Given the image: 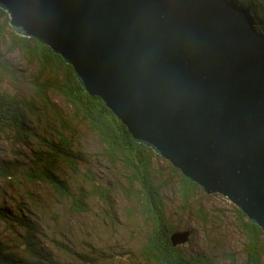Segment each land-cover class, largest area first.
Segmentation results:
<instances>
[{
	"label": "water",
	"instance_id": "95a60500",
	"mask_svg": "<svg viewBox=\"0 0 264 264\" xmlns=\"http://www.w3.org/2000/svg\"><path fill=\"white\" fill-rule=\"evenodd\" d=\"M136 143L264 233V33L233 0H0ZM190 231L170 235L173 246Z\"/></svg>",
	"mask_w": 264,
	"mask_h": 264
},
{
	"label": "trees",
	"instance_id": "16d2710c",
	"mask_svg": "<svg viewBox=\"0 0 264 264\" xmlns=\"http://www.w3.org/2000/svg\"><path fill=\"white\" fill-rule=\"evenodd\" d=\"M233 1L264 33V0ZM79 131L96 141L99 152L78 145ZM0 148L4 183L0 226L6 232V240L0 238V264H106L104 260L113 258L114 252L94 249L91 233L77 225L93 219L125 227L132 225L133 213L147 227L140 238V264H212L211 259L218 264V254L193 255L189 247L173 246L170 240L172 233L182 230L172 224L179 211L188 216L184 221H205L201 207L189 206L194 190L203 194L199 187L150 148L136 143L101 99L84 92L59 55L14 33L1 9ZM93 155L98 165L110 166L121 180L113 192L133 204L125 216L117 218L114 213L106 177L89 168ZM5 184L12 188L6 191ZM42 188L49 191L46 196L42 191L36 194ZM170 189L179 201L172 215L164 196ZM233 216L241 235L243 264H264L263 231L237 208ZM191 235L192 242L195 232ZM223 249L228 263L236 264L238 255Z\"/></svg>",
	"mask_w": 264,
	"mask_h": 264
},
{
	"label": "rangeland",
	"instance_id": "374dc122",
	"mask_svg": "<svg viewBox=\"0 0 264 264\" xmlns=\"http://www.w3.org/2000/svg\"><path fill=\"white\" fill-rule=\"evenodd\" d=\"M76 142L81 148L86 147L88 151H93L92 153H94V151L99 152V148L96 146V141H94L89 135L81 133V131H79L77 135ZM5 150L7 149L5 148ZM2 154L3 151L0 148V158L3 157ZM97 162L98 161H95V156L93 155L92 164L89 168L96 169L97 173L103 174L106 177V180L112 187L111 199L114 205V213H116L117 218L125 216V211L133 204L118 191L113 192V190L117 189V183L121 180L118 179L119 177L117 173L110 166L105 164L98 165ZM159 164H164V162H160ZM173 179L177 180V178ZM3 184V180H1L0 187H2ZM5 188L7 191L12 187H7V184H5ZM41 191L44 196L49 192L47 189L42 188L41 190L37 189L36 194L41 195ZM174 191L175 190L170 189L164 194L171 215L179 204L178 197ZM203 194L194 190L192 193L193 198L190 201L189 206L191 210H194L196 207H201L205 211L206 217L204 222H196L194 219L193 223L184 221L188 216L182 214L181 211H179L178 219L172 221L174 226H179L182 230L195 232L192 242L190 237L188 241L182 243L180 246L184 249L189 247L190 252L193 255H201L200 252L205 256L208 255L210 257L214 254H218V264H229L228 260L224 257V247L227 251L234 252L238 255L236 257V264H243L244 260L240 251L241 235L233 221L234 209L236 207L221 195L205 194L204 196ZM46 223L51 224L47 216ZM130 223H132L133 226L113 227L108 223L87 219L78 224L77 229L89 231L91 233L89 240L95 247L94 249L106 247L114 252L113 258L108 257L104 260L106 264H140L142 263L141 258L138 256L140 238L147 227L142 224V220L138 217L137 213H133L132 217H130ZM182 225H184L185 228ZM5 236L6 232L0 226V238L6 240ZM208 240L212 241V245L216 246V249L209 246L207 242ZM88 249L91 248H87V250ZM211 263L217 264L212 259Z\"/></svg>",
	"mask_w": 264,
	"mask_h": 264
},
{
	"label": "bare ground",
	"instance_id": "6f19581e",
	"mask_svg": "<svg viewBox=\"0 0 264 264\" xmlns=\"http://www.w3.org/2000/svg\"><path fill=\"white\" fill-rule=\"evenodd\" d=\"M148 148V147H147ZM179 171V170H178ZM187 179V178H186ZM191 182V181H190ZM217 194V193H216ZM219 195V194H218ZM190 237H191V231H190Z\"/></svg>",
	"mask_w": 264,
	"mask_h": 264
}]
</instances>
